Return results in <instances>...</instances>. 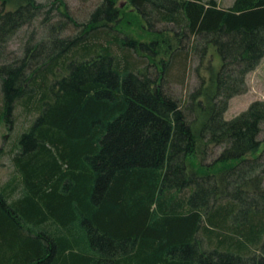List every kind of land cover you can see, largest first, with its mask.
<instances>
[{"label": "trees", "instance_id": "1", "mask_svg": "<svg viewBox=\"0 0 264 264\" xmlns=\"http://www.w3.org/2000/svg\"><path fill=\"white\" fill-rule=\"evenodd\" d=\"M73 9L0 0V264H264V100L224 116L264 55V0ZM40 13L74 33L11 52ZM191 70L185 96L165 90Z\"/></svg>", "mask_w": 264, "mask_h": 264}, {"label": "rangeland", "instance_id": "2", "mask_svg": "<svg viewBox=\"0 0 264 264\" xmlns=\"http://www.w3.org/2000/svg\"><path fill=\"white\" fill-rule=\"evenodd\" d=\"M65 4L68 6V8H74V12L78 11V17L82 20H86L88 18V10L90 11L92 7L95 4L96 0H88L87 5H82L81 7L77 6V0H64ZM121 6L126 9L127 12L130 15L129 19L131 21L125 22L124 19H127L126 17L121 19V21H118V27L124 32V34H129L136 38H141L144 40V38H147L145 31L142 29V20L141 17L137 15L136 9L130 5H125V1H121ZM220 4L223 6L229 5L232 0H218ZM75 14V13H74ZM43 13H40L37 15L36 19L33 20L32 23H28L23 25L20 29L16 31V33L12 34L7 42L8 49L20 56L22 54V51L25 47V45L28 42V39L32 36L33 40H39L45 41V44H51V40L55 37L63 38L69 36L68 34H73L74 32L72 30H65L61 33H53L50 32V29L42 24L41 18L43 17ZM136 15V17H135ZM133 16V17H131ZM145 22V21H144ZM146 24V23H145ZM170 28L171 26H165L164 24H160L159 21H155L153 24V28L159 29V28ZM32 34V35H30ZM71 36V35H70ZM214 62L218 64L219 58L217 55H214ZM198 63L197 58L194 59V62L192 64V67H194ZM199 81V77L196 75L195 70L190 71L187 78L184 79L182 82L178 81H171V82H165V90L171 92L176 97L180 98L182 96H185L186 93L193 89ZM246 90L235 94L230 97L228 100L227 108L224 112V116L226 118L232 117L245 109L249 103L255 99H262L264 100V55L260 59L259 63L251 70L248 71L246 75ZM8 133V130L1 132L0 131V147L5 144L7 140H3L4 136H6ZM21 133V129L17 131L13 138L16 136L18 137ZM9 167L6 165V163L2 162L0 159V181H4L8 177Z\"/></svg>", "mask_w": 264, "mask_h": 264}]
</instances>
